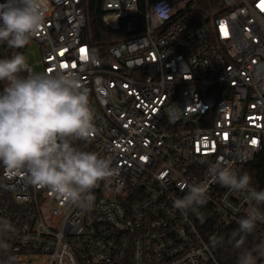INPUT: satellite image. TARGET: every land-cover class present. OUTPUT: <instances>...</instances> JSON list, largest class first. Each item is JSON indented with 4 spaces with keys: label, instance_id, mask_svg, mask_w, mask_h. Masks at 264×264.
<instances>
[{
    "label": "built area",
    "instance_id": "2783aa9c",
    "mask_svg": "<svg viewBox=\"0 0 264 264\" xmlns=\"http://www.w3.org/2000/svg\"><path fill=\"white\" fill-rule=\"evenodd\" d=\"M182 1L177 11L180 0H103L105 25L126 37L99 46L86 0H49L25 47L0 42V59L21 54L33 73V48L41 73H80L97 131L76 146L117 170L82 210L0 167L15 264H220L214 239L248 205L208 168L227 161L243 174L264 153V0H210L197 25ZM201 182L209 192L198 214L172 207L185 184ZM252 236L264 243V223Z\"/></svg>",
    "mask_w": 264,
    "mask_h": 264
},
{
    "label": "clouds",
    "instance_id": "9594fccd",
    "mask_svg": "<svg viewBox=\"0 0 264 264\" xmlns=\"http://www.w3.org/2000/svg\"><path fill=\"white\" fill-rule=\"evenodd\" d=\"M48 8L49 0H0V42L13 49L25 47L42 29ZM0 82H6L0 91V167L5 176L22 175L28 184L47 188L70 205L91 209L96 199L93 190L117 170L110 159L76 146L97 131L80 73L59 68L33 73L25 57L16 54L0 59ZM208 173L213 182L248 205L227 242L241 250L238 264H258L264 259V243L251 249L244 245L264 223V190H257L248 172L239 174L227 161L210 164ZM185 188L186 194L175 198L172 207L198 214L208 202L209 184H185ZM13 232L11 221L0 217V264H15L8 243ZM224 242L223 236L214 239L217 246Z\"/></svg>",
    "mask_w": 264,
    "mask_h": 264
},
{
    "label": "trees",
    "instance_id": "16d2710c",
    "mask_svg": "<svg viewBox=\"0 0 264 264\" xmlns=\"http://www.w3.org/2000/svg\"><path fill=\"white\" fill-rule=\"evenodd\" d=\"M208 1L210 0H191V10L189 13L194 24H199L205 17L206 12L210 9L211 4ZM86 2L89 36L94 44L101 46L126 37L122 30H111L105 25L103 21V0H86ZM244 172H248L253 177V185L257 190H264V153L245 167L243 169ZM261 207L264 210V206ZM237 228V226L226 228L220 235L224 237V245H215V255L220 264H238V257L241 250L235 249L232 244L227 242L230 233ZM257 244H261V242L250 235L247 237L244 247L251 249ZM258 264H264V259H259Z\"/></svg>",
    "mask_w": 264,
    "mask_h": 264
},
{
    "label": "rangeland",
    "instance_id": "374dc122",
    "mask_svg": "<svg viewBox=\"0 0 264 264\" xmlns=\"http://www.w3.org/2000/svg\"><path fill=\"white\" fill-rule=\"evenodd\" d=\"M185 7H186L185 3L182 0H180V2L176 6V9H177V11H181ZM30 51H31L32 54L29 55L28 58L31 61V63H33V65H34V71H35V73H41L42 67H41V64H40L39 55L36 52V48H33Z\"/></svg>",
    "mask_w": 264,
    "mask_h": 264
},
{
    "label": "snow or ice",
    "instance_id": "6c2138e0",
    "mask_svg": "<svg viewBox=\"0 0 264 264\" xmlns=\"http://www.w3.org/2000/svg\"><path fill=\"white\" fill-rule=\"evenodd\" d=\"M261 7H264V4H262ZM81 52L82 53H85V50L84 49H81Z\"/></svg>",
    "mask_w": 264,
    "mask_h": 264
}]
</instances>
